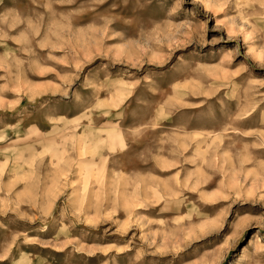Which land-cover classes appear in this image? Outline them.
<instances>
[{"label":"rangeland","instance_id":"rangeland-1","mask_svg":"<svg viewBox=\"0 0 264 264\" xmlns=\"http://www.w3.org/2000/svg\"><path fill=\"white\" fill-rule=\"evenodd\" d=\"M0 264H264V0H0Z\"/></svg>","mask_w":264,"mask_h":264}]
</instances>
